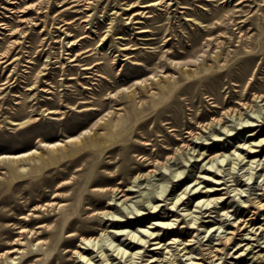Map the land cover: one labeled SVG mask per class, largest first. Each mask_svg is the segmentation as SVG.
Wrapping results in <instances>:
<instances>
[{
	"label": "rangeland",
	"instance_id": "rangeland-1",
	"mask_svg": "<svg viewBox=\"0 0 264 264\" xmlns=\"http://www.w3.org/2000/svg\"><path fill=\"white\" fill-rule=\"evenodd\" d=\"M238 1L0 0V60H5L0 62V154L37 148L40 146L38 141L40 138L48 141L61 140L62 143L71 146L73 139H82L84 135L90 136L96 131L106 133L112 123L123 122L122 118L130 112L133 103L139 105L143 103L148 106L138 116L152 115L154 101L162 97L161 78L165 75H174L180 78L178 85L187 86L186 79L182 77L181 67L195 69L200 63L209 61V63H215L216 66L210 74L212 79L209 78L196 84L200 90L193 96L195 107L191 106L190 101L186 99L174 105V108L181 109L184 115L182 118L185 121L189 120L194 113L192 109H195L198 113L206 114L204 118L209 119L214 115H219L230 106H239L241 100L253 102L254 106H245L242 109V115L225 116L224 121L215 122L211 127L203 129L200 138L192 139H190L192 136H187L188 128L183 131V135H178L179 132L173 131L170 134L166 126H155L153 120L147 126L151 129V133L146 136L143 128L135 125L139 122L137 118L127 120L129 128H133L130 132L133 139L143 140L145 135L146 139L153 141V144L147 145L144 153L154 158L164 159L169 153L173 154L176 147L182 143L179 139L176 141L169 139L168 135L171 137L173 133L183 137L185 141L192 142L193 148L177 152L175 158H171L165 165H160L157 173L151 174L148 178L138 177L141 169L148 170L149 168L147 165L143 168L137 167L142 160L135 154L139 153L138 151L133 152L135 158H132L131 164L137 168L126 171L116 178V183L121 180L125 182L123 187L131 185L132 198L124 201V197L119 198V195L114 197L111 202L116 205L113 209L115 216L119 218L128 215L123 217L126 219H130L131 216L136 217L137 210H143L145 204H152L155 197L163 193L166 195L170 193L168 197L173 195L177 197L187 184L193 186L199 180H203V178L198 179L197 176L204 175L200 167L204 162H208L206 159L201 161L205 155L199 157L196 156L197 153L207 151L209 145L214 146L213 152L221 151L223 145H228V143L230 149L227 153L232 152L234 146L243 142V134L246 132L243 128L247 125V121L255 120L253 116H259L260 119L264 117V99H254L256 91L259 89L264 91V60L258 59L255 62L251 74L240 82L239 86L232 83L236 80H229L228 70L240 73L242 58L248 50L264 51V0H245L239 4ZM149 3L153 4L147 5ZM70 39H77L76 44L69 42ZM87 49L90 50L82 54L79 59V53ZM169 50L178 51L180 54L170 53ZM216 54H220L221 64H227L221 72L217 70L218 64L214 59ZM3 55L5 56L2 57ZM98 60L104 62L95 69L85 72L86 70L83 69L85 64H92ZM97 73H104L112 82ZM218 73L220 76H217ZM115 77H118L119 81H114ZM220 81L223 82L221 103L225 104V107H222L224 105L221 103L219 106H213L211 101H208L209 92H206V90L216 88ZM29 87L32 88L28 89ZM189 91L194 93L191 88ZM107 96L110 98H106ZM184 96L181 95L182 98ZM81 100H88V102L80 105L78 103ZM59 101L64 102L65 105L56 104ZM96 102H104V106L95 114H89L88 107L94 106ZM46 108H60L61 112L49 113V110H45ZM20 109L23 114L19 116L17 113L21 111ZM117 113H121L120 117ZM190 124L192 128H196V123ZM223 130L233 137H229ZM160 132H162L161 135L158 134ZM75 135L78 136L73 138ZM227 137L228 139L223 141ZM217 138L222 140H216ZM203 143L209 144L205 146ZM217 143L220 146H216ZM204 146L205 149H203ZM42 150L48 152L47 148H39V151ZM88 152L89 149H86L75 156L64 157L57 163L44 164L39 170L27 163V168L21 169L18 174H13L9 171L7 164L0 162V236L2 237L1 242L4 243L0 246V264H28L30 261L25 260V256L21 255L23 251H26L27 255L32 249L41 247L38 244L40 238H49V234H36L33 237L28 231L20 232L21 225H27L28 228H35L39 231L43 229L37 227L41 224V219L26 220L20 217L36 211V214L48 216L43 221L49 225L55 221L57 217L55 213L60 208L56 206L44 208L47 202L71 201L75 206L81 203L87 192V180L93 174L94 164L99 160L96 158L90 162L91 154ZM120 154L119 149L103 153L104 156H102L107 162L102 164H120V161L110 163ZM74 157H79V160L74 162ZM233 157L234 155H231L223 165H220V168H223L221 173L223 178L219 183L226 181L227 184L216 185L225 188L220 189L215 195L223 196L222 201H226L229 206L221 208V204H218L219 207L214 208L213 212L209 211L208 214L211 215L209 218L204 217L205 220L211 219L212 222L230 217L231 219L223 224L221 231L215 230L219 225L218 221L209 233L206 232L207 225L193 228L186 236L165 233L161 242L163 246L167 245L173 236H177L180 242L179 247L182 248L187 240L193 237L194 240H191L187 249H193L192 252L185 255L179 254V249H176L178 243L166 249L156 248L155 250L151 248L157 245H152L149 248L142 247V251L148 249L146 259H150L151 255L155 254L156 258L164 257L165 259L156 264H162L164 261L165 264H187L191 261L190 257L201 256L202 248L216 244L220 233L230 230L228 227L230 222L239 220L237 217L239 211L244 205L249 204V198L256 197L262 192L264 164L255 170H250L243 164H233ZM196 158L200 160L197 161ZM83 164H88V168L77 170ZM204 165L209 166L210 164ZM115 168L116 165H104L101 170L112 171ZM62 170L68 171L67 174L57 178L58 171ZM250 171H254V177L251 180H249L252 174ZM80 172L83 173L82 182L74 184V176ZM245 183L249 184L244 185ZM205 184L206 182H202V185ZM35 186H39L38 189H34ZM228 187L230 189L237 187L238 190L244 188L245 191L242 195L236 194V190L227 193ZM74 189L77 193L71 198ZM109 201L108 196L105 204ZM171 201L172 199L169 198L161 202L160 207L170 212L168 204ZM193 202L194 199L191 197L180 207V214L170 213L168 221L171 220L174 223V229H183L189 225L191 216H186V213L194 209ZM35 206H38V209L34 210ZM191 207L192 209H189ZM227 210L231 211L222 215ZM146 212L149 211L146 210ZM109 217L112 215L107 216L106 219L99 216L94 224L97 229L96 234H102V240L97 241L96 249L114 253L113 249L118 247L129 248L126 247L129 241H126L125 245L122 242L127 236L115 235V232H112L113 229V231H119L118 233H124L120 231L122 228L110 226L112 221L107 220ZM263 217L264 214L259 215L256 227L261 224L264 226ZM153 218L154 215L146 219H130L132 223L125 226V232H137V229L147 228V225L152 226L153 223L149 221L155 222L156 219ZM68 220L69 218L62 219L61 226L67 224ZM105 226H109V233L103 232ZM255 230L256 228L253 231ZM164 231L165 229H162L159 232L164 234ZM257 232L253 235L257 240L244 239L238 246L234 245V248L230 249L231 255H235L234 252L241 245L251 241L253 244L245 251V254L251 248L253 252L240 259L227 258L229 262L226 264H264V242L262 243L264 229L260 228ZM196 234L200 235L196 237ZM20 237H23L22 240L18 243L14 242ZM81 238L82 235H78L76 244L81 242ZM58 247L55 251L60 250V245ZM14 248H19L20 252L6 257V251ZM69 248L74 250L76 245L69 246ZM98 253L94 251L93 254ZM254 253L257 255L250 259ZM52 256V251H47L44 254L33 256L32 261L41 262L40 259L44 260ZM13 257L16 258L13 259ZM65 257L73 256L70 252L66 253ZM100 257L97 256L96 259ZM225 257L226 255L223 259ZM136 259L137 264H141L143 258L133 260ZM223 259L218 260L217 263L223 262ZM133 260L130 261V257L128 260L116 258L114 263L133 264ZM151 261V259L143 260L142 263H151Z\"/></svg>",
	"mask_w": 264,
	"mask_h": 264
},
{
	"label": "bare ground",
	"instance_id": "bare-ground-1",
	"mask_svg": "<svg viewBox=\"0 0 264 264\" xmlns=\"http://www.w3.org/2000/svg\"><path fill=\"white\" fill-rule=\"evenodd\" d=\"M160 1L162 2L163 0H160ZM244 1L245 0H239L238 4ZM150 4H153V3H149L147 5H150ZM244 21L247 22V20H244ZM218 23L221 24V22H218ZM214 26L217 27L218 25H214ZM212 29H214V27ZM209 31L211 30L209 29ZM244 36L245 35L243 33L242 37L244 38ZM76 40L77 39H70L69 42H72V44H76L77 42ZM88 50L90 49L84 50L82 53H79V57H80L79 59H81L82 54H85V52ZM168 52L173 53V54H180V52L178 51L169 50ZM4 56L5 55H3L2 57ZM220 57H221L220 54H216L214 57L216 63L218 64L217 70L219 72H221L222 69L227 67V64L220 63L221 61ZM258 59L264 60V51H249L248 50L246 54L243 56L242 61H241L242 62L241 72L238 73L233 70H228V75L230 76L229 80H236V81H233L232 83L234 85L239 86L240 82L245 80L246 77L251 74L254 64ZM4 61L5 60H0V62H4ZM102 62L104 61L98 60L92 64L87 63L84 65L83 69L86 70L85 72H89L90 69H95V67L101 64ZM215 66H216L215 63H209V61H207L205 63H200L199 66H197L195 69L181 67L182 77L185 78L186 82L188 83L187 86H183V87L181 85H178L180 78H178L177 76L165 75L163 78H161L160 82H162L161 83L162 97L154 101V104L152 107L154 111L152 115H149V116L146 115L142 117L138 116L139 113L145 110L148 106L143 103L140 105L133 103V105L131 106L130 112L126 113L124 117L122 118L124 123L123 122L112 123L108 127L106 133H100L96 131L92 133L90 136L84 135L82 139L81 138L77 140L73 139L71 146L67 145L66 143H62L61 140L60 141L59 140L48 141V140L40 138L38 139V141L40 142V146L37 148H34V149L32 148V149L17 152V153H1L0 154V162H4L5 164H7L9 171L12 172L13 174H18L21 169L23 170L26 169L27 163L32 164L36 170H39L41 167H43L44 164L57 163L64 157L75 156L77 154L82 153L86 149H89V152L91 154L89 158L90 162L95 160L96 158H99L96 164H94L93 174H91L90 178L87 180V185H86L87 192L85 193L84 198L82 199L81 203L78 206H75V204L71 201L65 202V203L54 202V201L47 202L44 208L53 207V206L60 208V210H58L55 213V215L57 216L55 221L49 225L45 223V221H43L46 218H48V216L36 214V211L30 212L20 217V219L24 218L26 220H35V219L40 220L41 219L40 220L41 224H38L37 227L43 228L41 231H39L35 228H28L27 225H21L20 226L21 230H19L20 232L28 231L32 233L33 237H35L36 234L37 235L49 234L48 239H41V238L39 239L38 244L41 245L39 249H32L31 252L27 255L25 253L26 251H23L21 255L25 256V260L30 261L28 264H40V263L46 264L47 262L48 264H68V263L70 264H117V263H114L115 262L114 259L126 258L128 260L129 257H130V261H132L135 258H140V259L143 258L142 261L143 260L149 261L150 259L152 260L151 263H144V264H156L160 260L161 261L165 260L164 257L156 258L155 254H152L150 259H146L145 257L148 255L146 251H148V249L146 251H142V247L149 248L152 245H157L155 247H152L151 250H155L156 248L166 249L168 246H174L175 243H178V247L176 248V249H179L178 253L181 255H185L186 253H191L193 250V249L187 250L188 246L191 244V240H194L193 237L189 238L187 240V243L182 248L179 247L180 242L178 241V238H176L177 236H173L171 240L168 242V244L163 246L164 244L163 243L161 244V242H162V239H164L165 237V233L186 236L190 234L193 228H198L199 226H205V225H207L206 232L209 233L211 232V230L214 229L215 223H217L218 221H219V225L217 229L215 230H220L223 227V224L227 220L231 219L230 217H226L224 219H219L217 222H212L211 219H208L209 216H211L210 214H208L209 211L213 212L214 208L219 207L218 204H221L220 205L221 208H226L229 206L226 203V201H222L223 196H215L216 193H218L220 189L225 188V187H217L216 185L227 184L226 181L219 183L220 180L223 178L221 174L223 171V168L221 169L220 165H223L226 162L227 158L229 159L231 155L232 156L234 155L233 157L234 161H232L234 162L233 164L235 163L243 164L244 167L248 166L250 170L251 169L255 170L258 168V166H260L261 164H264V117L260 119L259 116L257 117L253 116V119L255 120L247 121L246 123L247 125L244 126L243 128L246 130V132L243 134V138H242L243 142H241L237 146H234L235 148L232 152L227 153V151L230 149V146L228 143V145H225V144L223 145L222 147L223 150L221 151L213 152L214 146L209 145L207 151L206 150L200 151L199 153L196 154V156H199V157L205 155L201 159V161L206 159V161L210 164L209 166H207L204 164H208V163L204 162V164L200 167V169H202V172H204V175H198L197 177L198 179L203 178V180H199L193 186H191L192 184H187L184 187V189L180 191L177 197H173L174 195L172 197H168L170 193L167 195L163 193V194L156 196L154 199V202L153 203L151 202L152 204H149V205L145 204V208H144L145 210L144 209L137 210V212H135L136 217H133V216L130 217V219H133V218L146 219L150 217V215H154L153 219H156V221L155 222L149 221L150 223H153L152 226L147 225V228H142L141 230L137 229V232L127 231L126 233L125 226L130 225L132 222H130V219L123 218L128 215H124V216L122 215L123 217H119V218L116 217L117 215L115 216L114 211H113L116 205H114V203L111 202L116 195H119L120 196L119 198L124 197L123 199L124 201L130 200L132 198L131 196L132 189L130 188L131 185L129 187H123L125 182L121 180L119 181V183H116V178L121 176L124 172L133 170L136 167L131 164L132 158H135L134 155L132 154L133 152L135 153V151H138L139 153H135V154H137L139 156L138 158L142 160L141 162H139L140 164H138L137 167L143 168L144 165L145 166L147 165L149 168L148 170L141 169L140 172L138 173V177L148 178V176H150L151 174L157 173L160 165H165L171 158H175L177 152H180V151L182 152L183 149L190 150L193 148L192 142L185 141L183 137L177 136L173 133V136L171 135V137L168 134H166L168 135L171 141H176V139L182 140V143L176 147L173 154L169 153L168 155H166L164 159H161V158H154L153 156L144 153L145 150L147 149V145L153 144V141L146 139L147 138L146 136H149L151 133V129L150 128L148 129L147 126L152 120L153 122H155V126H158V125L166 126L165 128L169 129L168 132H170V134H172L171 132L173 131V132H179L178 135H183V131L188 128L186 132L189 133L187 136H192L190 139L200 138V136H202L203 129L207 127H211L215 122L220 123L224 121L225 116L229 114L242 115L243 114L242 109L245 106H254L253 102L241 100L239 101V106H230L224 109L219 115H214L209 119L204 118L206 117V114L198 113L195 111V109H192L194 110L193 111L194 113L192 115L193 117L191 116L189 120L185 121L182 118L184 115H182L183 113L181 112V109L174 108L175 103L178 104L180 103L182 99H186L190 101L189 103L191 104V106L195 107V99L193 96L194 94L195 95L198 94L197 91L200 90L196 87V84H198L199 82L202 83L204 80L211 78L210 74H212L211 72L214 71ZM141 69L144 70L143 68ZM97 74L112 82V80H110V78H108V76H106L104 73H97ZM217 76H220V74L218 73ZM69 78H75V77H69ZM115 78L116 80L114 81L116 82L119 81L118 77H115ZM222 86H223V82L220 81L217 84L216 88H214L213 90L212 89L206 90L207 93L209 92V94H207L208 101L209 102L211 101L210 103H212L213 106H219V103L222 102L221 101L223 97L222 89H221ZM31 88L32 87H29L28 89H31ZM190 88L191 90L194 91V93L189 91ZM181 95H185V96L182 98ZM106 98H110V97L107 96ZM257 98L264 99V91L262 89H259L258 91L254 93V99H257ZM86 102H88V100H81L79 101L78 104L81 105ZM56 104H58L59 106L65 105L64 102L62 103L61 101H59ZM222 105H224L222 107H225V104H222ZM103 106H104V102L103 103L96 102L94 106L88 107V110L90 111L89 114H95L97 110H101ZM45 110H49V113L61 112L60 108H52V109L46 108ZM168 112H171L172 114H167ZM17 114H19V116L23 114L22 110L18 111ZM117 114H119V117H120L121 113H117ZM133 117L139 120V122L135 125L138 128H143L144 130V134L146 136L144 135L143 140H136L130 136V132L133 131V128L131 129L129 128V122L127 120H130ZM190 123H196V128H192ZM243 125H245V123ZM83 132L85 133V131ZM161 133L162 132L158 134L161 135ZM226 133L227 131L225 132V134ZM227 134L229 135V137H233V135H230L229 133ZM76 136L78 135L73 136V138ZM227 139L228 137L225 138L223 141H226ZM216 140H222V139L217 138ZM208 144L209 143H203V145L205 146H208ZM205 146L203 149H205ZM216 146H220V144L217 143ZM39 148H43V149L47 148L48 152H44L43 150L39 151ZM118 149L121 150L120 156L115 157L117 161L112 160L110 161V163L120 161L121 162L120 164H102L103 162L104 163L107 162L106 160H104L105 158L103 157L104 156L103 153L109 152V151L113 152ZM35 153H39V154H35ZM194 156L195 155H193V157ZM196 159L197 161L200 160L198 158ZM78 160H79V157L73 158L74 162ZM190 160L191 158L189 159V161ZM104 165H116V168L112 171L101 170V167ZM87 168H88V164H83L82 167H79L77 170H86ZM262 168H264V166ZM67 172L68 171H65V170L58 171L56 177L59 178L67 174ZM253 172L252 174H250L251 176L249 177V180H251L254 177ZM82 174L83 173L80 172L78 173L77 176H74V180H73L74 184H78V183L81 184ZM182 175L184 176V174ZM202 182H206V184L202 185ZM246 184H249V183H245L244 185ZM38 187L39 186H35L34 189H38ZM231 188L232 189L228 187L227 193L235 192L236 190V194L242 195V193L245 191L244 188L242 189L240 188L239 190L237 187L235 188L231 187ZM76 193H77V190L74 189L72 191L71 198H73L76 195ZM188 194L189 196L187 197ZM259 194L260 195L256 197L252 196L251 198H249V201L247 200L249 204L244 205L239 211V216H237L239 220L229 223L228 227L230 228V230L226 231L225 233L222 231L224 234L222 232L220 233V236L218 237L219 241L216 244H213L207 247L205 246L204 248H202L200 252L201 256L199 255V257L198 256L190 257L189 259L191 261L187 264H226L227 262H229L227 258L240 259V258H244L245 255L253 252V249L251 248L249 252H246L245 254V251H247L253 244L251 243V241H248L244 243L243 245H241L234 252L235 255H231L230 249L231 248L233 249L234 245L238 246L240 242L243 241L244 239L257 240L255 237H253V235L258 233L257 231L260 230V228L264 229L263 224L256 227V224L258 223V220H259V215L264 214V186L262 187V192ZM55 196H57V194ZM108 196L110 197V201L109 203L105 204V199ZM191 197H193L194 199V202H193L194 209L186 213V216H191V221H189V225H186V228H183V229H174V226H175L173 225L174 223L171 222V220L168 221L171 215L170 213L172 212L173 213L172 215H175L178 213L180 214V211H179L180 207L186 203L187 199H190ZM169 198H171L172 201L168 204L170 212H167L166 210H163L164 208L160 207V205H161V202L168 200ZM221 208L219 209V211L221 210ZM33 209L34 210L38 209V206H35ZM189 209H192V207ZM146 210L149 212H146ZM230 211L231 210H227V212L222 213V215L228 214ZM109 215H112V217H109L107 219V220L112 221L110 223V226L120 227L122 228L120 229V231L122 232L124 231V233H118L119 231H113L112 229V232H115V235H119V236L124 235L125 237L127 236L125 240L122 241L124 245L126 241H129L126 244V247H129V248L118 247L117 249H113V251H115L116 254L115 252L106 253V251H103L104 249L102 250L96 249L97 241L102 240L101 239L102 234H99V235L96 234L97 229L94 226V224L98 221L99 216H101L102 219H106L107 216ZM218 215H220V213H218ZM204 217H208L206 218L208 220H205ZM64 218H69V220H68V223L62 227L61 221ZM105 227L106 228H103L104 229L103 232L109 233V229H108L109 226H105ZM255 228L256 230L253 231ZM162 229H165V231L163 232L164 234H161L159 232ZM250 233H252L251 236L244 238V236H247ZM78 235H82V238H81V242L76 244V238L78 237ZM199 235L200 234L198 235L196 234L195 236L198 237ZM22 238L23 237L17 238V240H15L14 242L18 243L19 240H22ZM1 241H2V237L0 236V246L4 244ZM263 242L264 241H262V243ZM44 245H46V247H44ZM59 245H60V250L55 251V249ZM72 245H76V248L74 250L69 248V246H72ZM64 248H66V250L63 251ZM47 251H52L53 256L51 258L44 259V260L40 259L41 262H37L38 260L32 261L33 256H36L38 254H44ZM94 251H97L99 253L97 255H94L93 254ZM183 251L185 252L183 253ZM19 252H20L19 248L18 249L17 248L8 249L5 253V256L9 257V255L13 253H19ZM70 252L72 253L73 257H68V258L65 257V254L66 253L68 254ZM224 255H226L225 259H223ZM256 255L257 253H254L250 257V259L255 257ZM97 256H101V257L99 259H96ZM165 256H166V252H165ZM14 258L16 257H13V259ZM110 259L112 260L110 261ZM169 259L170 258H168V260ZM222 259H223V262L217 263L218 260L221 261ZM101 260H103V262H100ZM142 261H141V264H143ZM137 263H138L137 259L133 260V264H137ZM162 264H165V261L162 262Z\"/></svg>",
	"mask_w": 264,
	"mask_h": 264
}]
</instances>
